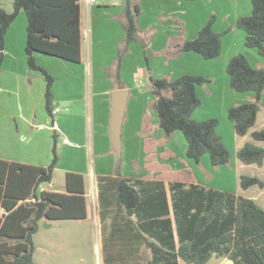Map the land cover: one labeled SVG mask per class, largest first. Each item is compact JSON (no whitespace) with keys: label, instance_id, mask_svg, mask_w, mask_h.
Returning <instances> with one entry per match:
<instances>
[{"label":"crops","instance_id":"0c3cea01","mask_svg":"<svg viewBox=\"0 0 264 264\" xmlns=\"http://www.w3.org/2000/svg\"><path fill=\"white\" fill-rule=\"evenodd\" d=\"M138 1L142 8L138 16L139 39H146L150 46H155V57L158 58L155 69L152 68L150 75L175 79L184 73H194L211 79L197 87L202 102L192 116L197 120L212 117L219 119L217 132L230 151V161L215 166L209 154H204L201 160L196 162L186 155V138L184 139L178 131L168 134L161 129L162 127H159L161 125L157 111L154 115L152 114L154 109L151 110V117L148 116L146 109L137 116L130 112L131 100L136 93L130 87L132 85H129L127 77L138 73L135 71L137 62L133 56V50L138 52L141 40L133 42L123 57L121 80L118 81L116 61L120 45L123 44L126 35L124 29L125 0H94L91 2L80 0L81 28L84 34L82 58L77 63L78 67L64 70V88L67 93L57 96L53 92L54 108L58 107L59 110L54 113V123L51 120L49 124L53 127L50 129L57 134L60 160L66 155L64 152L66 147L79 150L84 156L86 162L84 170L72 167L65 168V171L84 175L87 217L52 220L42 218L39 221L38 231L34 235V264H174L175 261L177 264H182L184 262L181 257L175 260L164 252L171 248L163 246L164 251L158 249L155 254V246H150L145 242L143 236L159 244L155 234L163 235L162 232L159 233L162 227L154 223L155 203L153 201L151 214L141 210L139 216L137 212L127 211L125 208L117 211L113 205L110 207V214L104 220L101 219L97 187L98 175L115 176L121 173L122 176L145 181L160 180L165 183L167 189L171 183L182 182L186 187L197 185L204 190L226 191L256 200L255 194L250 193L245 196L244 191H240L243 189L240 186V176L247 175L241 170L253 164L241 162L237 157V151L244 142L250 140L253 130L264 127V95L255 126L246 135H238L233 122L228 118V109L235 104L253 101L254 93L233 90L227 73L230 58L238 53L245 54L253 66L264 67V55L258 51L256 53L254 48L245 45L246 33L236 25L239 16L251 14L252 0ZM13 2L14 0H0V8L10 12L13 10ZM154 11L155 17L147 16V12L153 13ZM212 15L216 16L213 24L215 31L224 32L231 28L222 36L221 54L212 59H205L193 51L177 54L178 45L186 39L195 38L200 28ZM26 38L27 16L22 10L8 29L4 61L0 67V159L46 166L32 160H26L28 161L26 162L15 155V141L22 142L20 135L24 131H29V128L35 127V131L39 130L32 114L34 111V116L37 117L38 110L33 109L43 103L46 108V78L44 74L39 73L40 70L29 67L25 52ZM98 43L107 45L108 50L104 54L97 50ZM39 54L43 53H35L37 62ZM130 57L132 59L131 63L128 62L130 69L126 73L123 69L126 68V59ZM52 89L54 91V85ZM120 89L127 90L121 135L123 151L128 148L126 141L129 142L139 137L140 148L145 153L141 158L144 163H138L136 168L130 167L125 172L116 171L118 163L114 157L110 136L112 93ZM77 90H80L79 95L75 92ZM71 106L75 110L69 112ZM261 110H263V117L260 119ZM80 120L82 124L77 126ZM44 129L46 127L40 130ZM31 134L32 132L29 135ZM29 135L28 140L33 141ZM23 137L25 139V136ZM98 142L103 144L105 150L98 148ZM103 154H108L111 169L108 171L98 165L97 171L92 172L91 170L94 180H91L89 185L87 176L90 173L91 164L89 166L88 158L89 156L90 158L99 157ZM76 158L79 157L76 156ZM155 164L159 165L160 171L162 169L164 173L166 171V177L159 175L155 170V167L157 168ZM60 165L59 162L55 169ZM258 166L264 170V163ZM225 172H230L235 185L233 188L229 186V177L225 175ZM41 190L47 189L41 184L39 191ZM65 191L66 188L60 190V192ZM168 198L169 217L172 220L175 250H177L180 241L169 189ZM162 217L164 216H159V218ZM90 248L94 250L93 255L89 254ZM219 258H222V261L226 260V263L228 261L227 257Z\"/></svg>","mask_w":264,"mask_h":264},{"label":"trees","instance_id":"16d2710c","mask_svg":"<svg viewBox=\"0 0 264 264\" xmlns=\"http://www.w3.org/2000/svg\"><path fill=\"white\" fill-rule=\"evenodd\" d=\"M80 0H14L13 10L0 8V67L4 61L6 35L9 27L24 10L27 16L25 52L31 69L40 70L46 78V109L54 123V76L35 57V53L56 56L71 62L81 61L83 31ZM142 8L138 0H125L124 29L126 32L117 56V80H121L123 56L139 39L138 16ZM215 15L200 28L195 38L178 45L176 53L193 51L205 59L216 58L222 51V36L213 28ZM237 27L246 33L245 45L264 55V0H252V12L237 18ZM150 68V67H149ZM230 86L237 92L254 93V100L235 104L228 109L238 135H246L256 124L264 95V67L251 64L243 53L233 55L227 64ZM156 95L155 108L161 127L168 133L181 131L187 141V157L199 162L209 154L215 166L230 161V151L217 132L219 119L193 118L201 105L197 87L211 79L202 74L184 73L175 79L150 75ZM252 140L244 142L237 157L244 164L264 163V128L251 132ZM53 157L49 165H36L0 159V264H34L35 241L39 221L47 219H82L87 217L85 178L82 173L68 171L65 192L41 190L42 183L53 180L59 161L57 134L53 132ZM264 188L258 176L241 175L240 186ZM100 217L125 208L130 212L151 214L155 203L154 223L163 235L155 234L159 244L146 236L145 242L163 250L168 256L181 257L185 262L205 264L214 254L227 257L234 264H264V208L255 199L234 193L208 189L182 182L168 187L180 245L175 250L168 189L163 181H145L118 175H98ZM159 216H164L159 218ZM159 227V226H158ZM168 233L169 235H165ZM174 264H177L175 261Z\"/></svg>","mask_w":264,"mask_h":264},{"label":"rangeland","instance_id":"374dc122","mask_svg":"<svg viewBox=\"0 0 264 264\" xmlns=\"http://www.w3.org/2000/svg\"><path fill=\"white\" fill-rule=\"evenodd\" d=\"M149 15L155 17V11L153 13L147 12V16ZM17 21L18 22L20 21L19 18L17 19ZM103 43L97 44V50H100L101 53L104 54L108 50V48H107V45ZM120 47H122V44L120 45ZM139 47L140 48L138 49V52L136 50H133V53H134L133 56L135 57V60L137 62L135 71L136 72L138 71V73L136 75L133 74L131 77H127V81H129L128 82L129 85H132L130 87L136 93V95H134L135 97H133V99L131 100L130 112L135 113V115L137 116V114H139L140 112L144 111V109H146L148 112L147 113L148 116L151 117V110L154 109L153 110L154 112L152 113L154 115L156 112L155 107H154V102L156 101V95L153 92V88H152L149 75L152 73V68L155 69V64H157L158 58L155 57L156 56L155 46H152V45L150 46L149 42L146 39H143V41L139 42ZM253 50L256 53H258L256 49H253ZM86 51H87V48L85 52ZM39 56L40 57L38 59V63L44 68H46L54 76V84H53L54 91L53 92H55L57 96L58 94H61V95L66 94L67 92L64 88V76H65L64 70L78 67V64L58 58L56 56H51V55H46V54H39ZM131 61H132L131 57L126 59L125 61L126 68L123 69L124 72L128 73L130 69ZM122 67H123V64H122ZM39 73L43 74L42 72H39ZM75 92H77L78 95L80 94V90H77ZM36 109L38 110L37 117L34 116L35 114L34 111L32 112L36 127H38L39 124H44L46 129L44 130L39 129L35 131L36 128L33 127V128H29L30 130L27 132L24 131L20 135L22 142L15 141V147H14L15 155L18 159L25 160V161L32 160L33 162L35 161V162H38V163H41L47 166L52 161V157H53L52 150L54 146L53 131L50 129V124H49V122H51V118L48 112L46 111L44 103L42 105L37 106L33 110H36ZM73 110H75V108L71 106L69 108V112H72ZM262 111L263 110H261L260 112V119L263 117ZM86 113H87V110H86ZM48 118H49V121H48ZM81 124L82 123L80 120L77 126H81ZM159 127L161 128V126ZM31 132L32 134L29 135ZM178 133H180V135H182V137L185 139V136L181 131H178ZM28 135L30 136V138H33V141H30L31 139L28 140ZM23 136H25V139H23L24 138ZM250 140H252V137L250 138ZM257 143L259 145L264 146V142H257ZM126 144L128 145V148H126L124 151H123L124 147L122 145L121 158H119L116 152L113 150L114 157L118 163L116 171L122 170V172L123 171L125 172L130 167L136 168L138 163H144L141 158L145 155V153H143L142 149L140 148L139 137L131 139L129 142L126 141ZM97 146L102 151L105 150L102 143L98 142ZM64 152L66 153V155L63 156L62 160L59 159L58 164L60 162L61 165L57 169L54 170L53 180L51 182L42 183L43 187L47 190H58V191L65 190V175L67 172L65 171L66 170L65 168L73 167L78 170H84L86 167L84 156L80 153L79 150H76L72 147H66ZM71 154H74L75 156L74 157L70 156ZM107 155L108 154H103L99 157L92 156L91 158L89 156L88 164L89 166L91 164V167L89 170L90 173L87 176L89 185L91 184V180H94L92 179V176H91V170L92 172L97 171L99 169L97 167L98 165L99 167L101 166L102 168H106L108 171L111 169L109 168L111 165L110 158L107 157ZM76 156L79 158H76ZM155 166H157V168L155 167V170H157L159 175L166 177L165 175L166 171L164 173V169L160 171L161 169L159 168V165L155 164ZM248 167L249 168L242 169L241 172H243L244 174L250 175V176H258L260 178H264V170H262V168H259L257 164H253ZM161 172L163 174H161ZM225 175L229 177V181H228L230 184L229 186L233 188L234 182H233V179L231 178L230 172L229 173L225 172ZM240 191L241 192L244 191L245 196H248V194L250 193L255 194L256 195L255 201L264 208V188H261L255 185V186L250 187V189H246V190L241 189ZM88 249H89V246H88ZM93 253H94V250L90 248L89 254L93 255ZM88 258H90L89 255H88ZM225 261L224 260L222 261V258H219L216 254H214L205 264H228V263L230 264V262L227 261L226 263ZM182 264H195V263H188L184 261ZM232 264H234V262Z\"/></svg>","mask_w":264,"mask_h":264},{"label":"water","instance_id":"95a60500","mask_svg":"<svg viewBox=\"0 0 264 264\" xmlns=\"http://www.w3.org/2000/svg\"><path fill=\"white\" fill-rule=\"evenodd\" d=\"M127 100V90L120 89L112 93L111 98V123H110V136L113 148L121 158L122 155V125L125 114ZM228 262L232 264V260L228 259ZM229 264V263H228Z\"/></svg>","mask_w":264,"mask_h":264},{"label":"built area","instance_id":"2783aa9c","mask_svg":"<svg viewBox=\"0 0 264 264\" xmlns=\"http://www.w3.org/2000/svg\"><path fill=\"white\" fill-rule=\"evenodd\" d=\"M91 1H94V0H89V2H91ZM58 110H59V108H58V107H55L53 112L55 113V112H57ZM50 127L53 128L52 126H50ZM38 128H39V129H43V128H45V125H44V124H40V125L38 126Z\"/></svg>","mask_w":264,"mask_h":264}]
</instances>
